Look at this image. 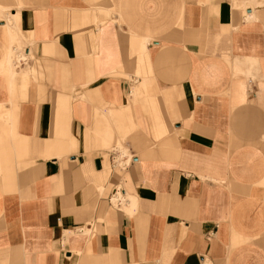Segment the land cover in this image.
Listing matches in <instances>:
<instances>
[{
    "label": "crops",
    "instance_id": "obj_1",
    "mask_svg": "<svg viewBox=\"0 0 264 264\" xmlns=\"http://www.w3.org/2000/svg\"><path fill=\"white\" fill-rule=\"evenodd\" d=\"M0 264H264V0H0Z\"/></svg>",
    "mask_w": 264,
    "mask_h": 264
},
{
    "label": "rangeland",
    "instance_id": "obj_2",
    "mask_svg": "<svg viewBox=\"0 0 264 264\" xmlns=\"http://www.w3.org/2000/svg\"><path fill=\"white\" fill-rule=\"evenodd\" d=\"M242 10V9H241ZM242 12H243V10H242ZM119 150L122 152L123 150L121 149V148H119Z\"/></svg>",
    "mask_w": 264,
    "mask_h": 264
},
{
    "label": "bare ground",
    "instance_id": "obj_3",
    "mask_svg": "<svg viewBox=\"0 0 264 264\" xmlns=\"http://www.w3.org/2000/svg\"><path fill=\"white\" fill-rule=\"evenodd\" d=\"M114 199V201H116V199L115 198H113Z\"/></svg>",
    "mask_w": 264,
    "mask_h": 264
}]
</instances>
